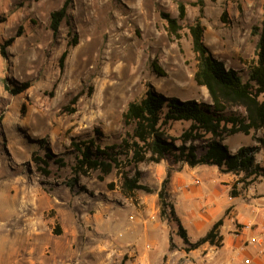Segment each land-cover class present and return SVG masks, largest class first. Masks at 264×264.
I'll return each mask as SVG.
<instances>
[{
	"label": "rangeland",
	"instance_id": "obj_1",
	"mask_svg": "<svg viewBox=\"0 0 264 264\" xmlns=\"http://www.w3.org/2000/svg\"><path fill=\"white\" fill-rule=\"evenodd\" d=\"M65 1L0 0V47L13 38L5 46V56L0 52V238L11 236L4 234L7 230L25 225L29 212L40 213L53 202L43 191L32 188L34 182L47 188L73 177L72 139L94 136L99 130L102 143L120 141L130 130L122 123V113L130 101L144 96L148 85L165 96L208 101L206 89L193 78L196 60L188 31L199 15L198 0H67V17L53 36L50 15ZM202 2L204 43L215 58L245 79L259 40V33L251 34L252 27L258 26L260 32L264 27V0ZM179 4L184 5L185 18L178 20L177 36L167 30L162 13L178 18ZM222 12L225 23L220 19ZM74 36L77 44L68 48L61 69L59 57ZM153 61L163 75L153 70ZM24 83L29 86L21 88ZM77 95L75 104H70ZM66 105L75 107V112L65 110ZM188 126L187 122H173L168 135L178 137ZM238 137H243L246 146H257V153L264 146L259 142V138L264 139L261 130L249 137L236 134L235 138H226L229 150ZM193 143L200 145L203 141ZM45 146L66 163L59 167L51 162L49 177L41 176L31 161V153L37 151L42 156ZM256 156L259 164H264V150ZM174 168L179 166L166 160L159 165L140 163V182L157 190L165 170ZM172 174L169 190L185 218L181 209L184 194L176 184L178 180L191 183L193 175L187 170H174ZM98 175V171H91L88 176H79L75 191L109 199L114 208L129 203L119 193L115 172L102 180ZM214 180L208 172L201 174L203 187ZM47 191L57 195L50 188ZM33 199L38 200L37 206ZM131 210L109 212L108 219L119 215L126 219ZM154 220L160 221L159 216Z\"/></svg>",
	"mask_w": 264,
	"mask_h": 264
},
{
	"label": "trees",
	"instance_id": "obj_2",
	"mask_svg": "<svg viewBox=\"0 0 264 264\" xmlns=\"http://www.w3.org/2000/svg\"><path fill=\"white\" fill-rule=\"evenodd\" d=\"M198 4L199 15L188 26V31L196 60L193 78L198 86L206 89L208 101L165 96L148 85L142 98L126 105L122 113V123L130 130L119 142L102 143L99 130H95L94 136L70 141L74 155V162L70 165L73 179L64 182L72 189L78 184L79 176H88L91 171H98L100 180L115 172L119 177V192L128 199L135 201L137 191L147 194L156 192L160 216L174 223L177 235L185 244V250L195 249L204 243L220 246L222 238L219 227L222 219L216 221L205 235L190 243L173 204L169 201V171L160 188L155 190L140 182V163L157 164L166 160L174 165L184 163L189 167L214 165L221 173L238 175V183L242 182L244 186L257 178L264 181V166H260L255 159L257 146H241L231 152L224 143L227 137L236 133L253 135L264 129V27L261 32L258 26L252 27L251 34L259 33V40L255 59L247 64V76L243 79L239 71L227 68L221 60L215 58L204 43L202 0H198ZM67 6L66 0L60 9L50 15L53 36L58 32L60 22L67 17ZM225 16L222 12L220 19L223 23L227 22ZM162 17L166 20L169 33L178 36V20L185 18L184 5H178V18H172L166 13H162ZM12 41L13 38H9L1 45L0 52L3 56L5 46ZM76 44V36L67 42V48L59 57L61 69L68 48ZM152 67L158 75H163L155 61L152 62ZM28 86L24 83L21 88ZM78 96L73 97L70 104H75ZM64 109L75 112V107L70 105H66ZM173 122H187L189 126L178 137H172L168 135V129ZM196 140H202L203 143L196 145L193 143ZM259 142L263 145L264 139L259 138ZM43 149L42 156L33 151L31 161L36 163V170L41 176L49 177L52 174L51 162L59 167L66 163L62 156L53 154L49 146ZM130 171L133 173L130 174ZM232 193L236 194V191L232 190ZM55 231L58 232L57 229ZM172 246L170 243V247Z\"/></svg>",
	"mask_w": 264,
	"mask_h": 264
},
{
	"label": "crops",
	"instance_id": "obj_3",
	"mask_svg": "<svg viewBox=\"0 0 264 264\" xmlns=\"http://www.w3.org/2000/svg\"><path fill=\"white\" fill-rule=\"evenodd\" d=\"M236 134L230 137L235 138ZM242 138L234 139L231 152L247 145ZM263 150L261 146L259 153ZM255 159L259 164L256 155ZM176 165L179 169L165 170L166 174L169 171L167 190L188 241H197L222 219L220 246L204 243L185 250L174 223L160 216L156 192L143 196L136 193L135 201L120 194L129 203L114 208L109 199L77 193L75 187L79 183L70 189L64 183L42 188L34 182L32 188L43 191L46 199L53 202L40 213L29 212L25 225L4 232L11 236L0 238V264H264V254H257L255 247L246 244L252 231L244 228L246 223H264V181L257 178L244 186L238 183V175L221 173L214 165ZM174 170H187L193 175L191 183L178 180L176 184L184 194L181 209L185 218L169 190ZM204 172L216 178L205 187L201 184ZM164 178H160V185ZM48 188L57 195L48 194ZM32 202L37 206V199ZM123 208L132 209L134 214L129 213L126 219L120 215L108 219L107 213ZM156 215L158 222L154 220Z\"/></svg>",
	"mask_w": 264,
	"mask_h": 264
},
{
	"label": "built area",
	"instance_id": "obj_4",
	"mask_svg": "<svg viewBox=\"0 0 264 264\" xmlns=\"http://www.w3.org/2000/svg\"><path fill=\"white\" fill-rule=\"evenodd\" d=\"M131 218V217H130ZM244 228L252 231V234L246 240V244L255 247L257 254H264V223H246Z\"/></svg>",
	"mask_w": 264,
	"mask_h": 264
}]
</instances>
